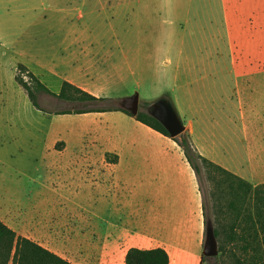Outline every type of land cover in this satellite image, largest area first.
I'll use <instances>...</instances> for the list:
<instances>
[{
  "label": "crops",
  "instance_id": "crops-1",
  "mask_svg": "<svg viewBox=\"0 0 264 264\" xmlns=\"http://www.w3.org/2000/svg\"><path fill=\"white\" fill-rule=\"evenodd\" d=\"M149 1L83 0L84 9L48 6L50 16L67 20L61 38L0 49V220L74 264H125L131 247L164 248L169 264H203L202 195L172 137L119 108L50 113L35 107L15 80L22 63L52 94L66 81L98 98L109 96L111 74L124 80L126 67L138 64V47L155 41L135 38L137 49L127 51L133 43L126 38L127 27L158 29L151 15L141 19ZM99 7H109L110 22L97 20ZM127 7L135 11L133 23L126 21ZM116 15L122 25L112 21ZM103 30H111V37ZM203 123L190 131L202 155L244 179L264 165V157L247 156L238 140L228 145L211 130L205 134ZM82 203L91 207L85 226L77 215L62 212ZM100 206L107 209L102 231L91 221L100 216Z\"/></svg>",
  "mask_w": 264,
  "mask_h": 264
},
{
  "label": "rangeland",
  "instance_id": "rangeland-1",
  "mask_svg": "<svg viewBox=\"0 0 264 264\" xmlns=\"http://www.w3.org/2000/svg\"><path fill=\"white\" fill-rule=\"evenodd\" d=\"M42 2L45 3L41 5ZM48 6L87 8L83 0H0V49L7 46L21 49L44 38H61L67 20L60 14L50 16ZM147 6V13L142 12L141 19L147 20L144 14L151 15L158 29L149 32L143 28L145 30L139 32L134 26L127 27L126 38L133 42L127 46V51L137 49L133 47L135 38L155 41L137 46L141 54L133 55L137 56L138 64L126 67L124 80L111 74L109 96L101 101H71L54 99L40 92L36 95L39 106L50 113L120 108L125 98L137 92L139 110L145 111L153 100L164 94L178 107L177 113L188 125L180 139L190 138L197 147L190 131L192 125L203 121L205 134L211 130L228 145L238 140L239 146L246 148L247 156L264 157V0H150ZM122 11L121 8L119 15ZM134 13V9L127 7V22H135ZM110 16L109 7L106 10L99 7L96 12L97 20L104 24L110 22ZM118 17L116 15L112 21L122 25V16L120 20ZM116 32L123 34L122 30ZM112 33L103 30L104 37L110 38ZM21 76L28 79L25 74ZM241 100L248 103L243 104ZM209 124H215L213 130ZM195 135L197 138V132ZM90 146L88 143L85 149L89 150ZM189 155L201 166L194 151L189 150ZM263 170L264 165L251 170L246 180L253 185L264 182ZM207 176L201 166L205 214L203 246L207 247L203 264H220L212 225L216 217L224 218L226 223L234 218L225 208L227 196L217 191L216 178L211 181ZM217 200L226 213L220 214L214 207ZM90 209L82 203L74 208L63 207L62 212L77 215L85 226L90 224L87 222L91 218ZM97 209L100 216L91 221L102 231L107 209L101 206ZM77 257L85 258L84 255Z\"/></svg>",
  "mask_w": 264,
  "mask_h": 264
},
{
  "label": "trees",
  "instance_id": "trees-1",
  "mask_svg": "<svg viewBox=\"0 0 264 264\" xmlns=\"http://www.w3.org/2000/svg\"><path fill=\"white\" fill-rule=\"evenodd\" d=\"M21 73L25 74L28 79L25 80ZM15 80L37 108H40L36 100L37 93L52 94L22 63L17 66ZM52 95L58 99L71 101L75 99L81 101L105 99L91 95L66 81L63 83L61 92ZM119 109L150 128L170 136L164 126L149 114L148 108L145 111L139 110L135 115L123 107ZM88 111H93V109L75 110L74 113ZM55 113L71 112L59 111ZM172 138L182 147L187 161L194 170L200 192L202 191L200 184L202 166L207 171L209 180L213 181L216 178L217 191L227 196L225 208L234 219L230 223H226L224 218L216 217L212 225V235L217 244L220 264H264V182L253 185L246 179L215 163L202 155L190 138L180 139V135ZM189 150L195 152L201 166L192 160ZM219 200L217 203H213L214 207L220 214L226 213L223 209L221 210L222 205H220ZM9 262L11 264H74L36 241L17 235L14 230L0 220V264H8ZM125 264H169V255L161 247L149 249L131 247L126 252Z\"/></svg>",
  "mask_w": 264,
  "mask_h": 264
},
{
  "label": "water",
  "instance_id": "water-1",
  "mask_svg": "<svg viewBox=\"0 0 264 264\" xmlns=\"http://www.w3.org/2000/svg\"><path fill=\"white\" fill-rule=\"evenodd\" d=\"M123 108L134 115L137 114L139 111V94L135 93L134 95L125 98L123 101ZM148 112L164 126L170 137H177L185 130L183 121L167 96H161L153 100L148 107ZM206 250L207 247L205 248V251ZM212 250H214V245Z\"/></svg>",
  "mask_w": 264,
  "mask_h": 264
}]
</instances>
